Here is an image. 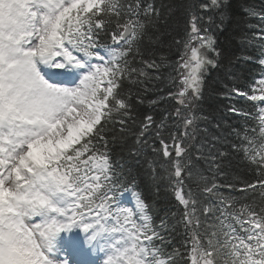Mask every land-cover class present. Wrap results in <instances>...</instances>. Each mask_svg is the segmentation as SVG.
<instances>
[{
  "label": "snow or ice",
  "instance_id": "obj_1",
  "mask_svg": "<svg viewBox=\"0 0 264 264\" xmlns=\"http://www.w3.org/2000/svg\"><path fill=\"white\" fill-rule=\"evenodd\" d=\"M226 7L227 0L191 5L185 38L176 41L183 50L169 66L179 77H172L178 92L169 96L184 109L200 99L207 67L219 56L210 29L198 27V12L222 14ZM245 14L261 21L257 59L264 66V9ZM158 19L148 0H0V264H89L91 251L104 253L103 264H264V79L259 95L234 90L259 102L253 105L258 111L231 109L245 117V125L233 129L239 140L231 148L256 165L259 209L237 207L214 178L204 177L196 192L176 190L183 208L175 226L166 216L154 226L139 194L135 210L121 203L135 178L112 150L130 130L147 146L155 128L171 166L169 180L179 189L182 172L191 177L194 168L187 145L194 121L182 119L181 107L160 124L147 115L138 129L129 128L135 119L125 81L146 84L155 77L145 67H164L140 47ZM164 119L181 120L185 129L169 131L171 150ZM197 152L199 160L203 153ZM226 156L209 152V169L219 174Z\"/></svg>",
  "mask_w": 264,
  "mask_h": 264
},
{
  "label": "trees",
  "instance_id": "obj_2",
  "mask_svg": "<svg viewBox=\"0 0 264 264\" xmlns=\"http://www.w3.org/2000/svg\"><path fill=\"white\" fill-rule=\"evenodd\" d=\"M148 2L154 3L159 9V19L150 27L151 40L146 39L140 47L145 50L147 58L156 59L157 62L163 61L164 67L159 71L145 67V70L155 77L146 84H129L125 81L124 91L126 94L130 91L132 115L135 119V124L129 121V128L138 129L140 121L147 115L153 116L156 123L160 124L166 113L181 107L182 119L194 121L187 129V136L191 137L187 139V145L190 146L194 168L191 177L182 172V176L185 177L182 189H179L174 180L170 182L171 166L167 162L168 158L163 157V146L154 135L155 128L151 129L153 135L147 137V146L136 143L130 130L113 148L114 159L122 161L124 172L135 178L136 187L133 190L144 199L154 226H158L161 218L165 216L172 226L176 225L177 217L183 208L176 199V190H181L182 194H185L191 186L194 192L198 191V186L204 183L201 177L214 178L216 183L222 186V194L230 196L237 202V207L241 204H252L259 209L260 175L256 165L246 162V158H242L231 148V145L239 140L233 129L239 130L244 126L245 117L231 109H242L247 113L258 111V108H253V105H257L254 101L239 98L234 90L239 89L248 94H251L253 89H256V93L259 91V81L264 72L257 59L261 46L257 35L261 30V21L245 14V11L249 13L253 10L261 11L264 9V0H227L228 7L222 14L198 12L202 17L198 27L210 29L209 34L215 38L219 56L215 57V67L210 65L207 67L201 85L200 99L195 101L190 109H184L179 105L178 98L173 99L169 96V93L175 95L178 92V88L173 86L172 77L179 80L169 65L178 59L179 52L183 50L182 45L178 46L176 41L185 38L191 5L199 3L200 0H148ZM209 15L212 17L211 21L208 19ZM110 41L109 37L107 42ZM213 56L214 53L210 51L209 57ZM163 123L166 130L162 129V135L171 150L173 144L168 139L169 131L175 133L177 127L182 132L185 129L181 120L164 119ZM117 136L119 137V133ZM133 149L136 154L130 155ZM197 149L203 153L199 160L196 159ZM217 151L227 153L219 174L215 169H209L207 160L209 152L215 154ZM248 184H255L256 191L241 190ZM228 185H232L233 188H228Z\"/></svg>",
  "mask_w": 264,
  "mask_h": 264
},
{
  "label": "bare ground",
  "instance_id": "obj_3",
  "mask_svg": "<svg viewBox=\"0 0 264 264\" xmlns=\"http://www.w3.org/2000/svg\"><path fill=\"white\" fill-rule=\"evenodd\" d=\"M100 252H97L96 255H95V259H91V260H88L89 261V264H95V263H99V261H97L96 257L97 255L99 254ZM88 259V257H87Z\"/></svg>",
  "mask_w": 264,
  "mask_h": 264
},
{
  "label": "rangeland",
  "instance_id": "obj_4",
  "mask_svg": "<svg viewBox=\"0 0 264 264\" xmlns=\"http://www.w3.org/2000/svg\"><path fill=\"white\" fill-rule=\"evenodd\" d=\"M193 44H195V42L193 43ZM201 51L203 52L204 51V49H201ZM210 52V51H209ZM209 52L207 53V55L209 56ZM189 91H191V90H189Z\"/></svg>",
  "mask_w": 264,
  "mask_h": 264
}]
</instances>
